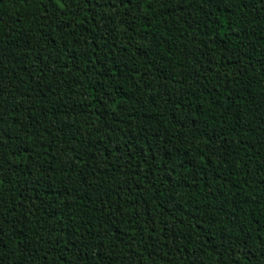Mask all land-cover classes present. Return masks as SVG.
I'll list each match as a JSON object with an SVG mask.
<instances>
[{
  "label": "trees",
  "instance_id": "trees-1",
  "mask_svg": "<svg viewBox=\"0 0 264 264\" xmlns=\"http://www.w3.org/2000/svg\"><path fill=\"white\" fill-rule=\"evenodd\" d=\"M0 264H264V0H0Z\"/></svg>",
  "mask_w": 264,
  "mask_h": 264
}]
</instances>
